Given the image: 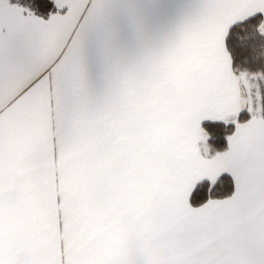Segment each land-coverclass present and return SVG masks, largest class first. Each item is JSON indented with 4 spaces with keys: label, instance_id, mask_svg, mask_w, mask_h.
<instances>
[{
    "label": "snow or ice",
    "instance_id": "1",
    "mask_svg": "<svg viewBox=\"0 0 264 264\" xmlns=\"http://www.w3.org/2000/svg\"><path fill=\"white\" fill-rule=\"evenodd\" d=\"M0 264H264V0H0Z\"/></svg>",
    "mask_w": 264,
    "mask_h": 264
},
{
    "label": "crops",
    "instance_id": "2",
    "mask_svg": "<svg viewBox=\"0 0 264 264\" xmlns=\"http://www.w3.org/2000/svg\"><path fill=\"white\" fill-rule=\"evenodd\" d=\"M129 2L136 3L138 2V0H129ZM165 2L169 4H177V3H180L181 0H165Z\"/></svg>",
    "mask_w": 264,
    "mask_h": 264
}]
</instances>
